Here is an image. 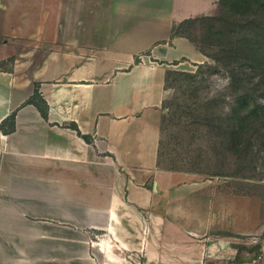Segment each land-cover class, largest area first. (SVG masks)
I'll use <instances>...</instances> for the list:
<instances>
[{
  "label": "crops",
  "instance_id": "1",
  "mask_svg": "<svg viewBox=\"0 0 264 264\" xmlns=\"http://www.w3.org/2000/svg\"><path fill=\"white\" fill-rule=\"evenodd\" d=\"M217 2L0 0V264H222L260 233L253 196L161 155L166 79L205 58L172 27Z\"/></svg>",
  "mask_w": 264,
  "mask_h": 264
},
{
  "label": "rangeland",
  "instance_id": "2",
  "mask_svg": "<svg viewBox=\"0 0 264 264\" xmlns=\"http://www.w3.org/2000/svg\"><path fill=\"white\" fill-rule=\"evenodd\" d=\"M262 7L264 0H218L212 14L181 27L205 58L181 65L166 79L160 149L165 165L253 196L264 219V82L255 61L245 60L240 38L249 36L255 21L264 23ZM18 27L5 26V36L17 33ZM29 27L21 26L25 31ZM235 39L240 45L229 47ZM256 53L264 49L257 47ZM223 55L230 56L226 64L217 59ZM12 61L13 56L0 61V68ZM229 240L233 248L222 264H264V223L260 233Z\"/></svg>",
  "mask_w": 264,
  "mask_h": 264
},
{
  "label": "trees",
  "instance_id": "3",
  "mask_svg": "<svg viewBox=\"0 0 264 264\" xmlns=\"http://www.w3.org/2000/svg\"><path fill=\"white\" fill-rule=\"evenodd\" d=\"M262 10H264V7H262ZM205 15H203L204 17ZM196 18V17H194ZM194 18H188L180 22L179 24H174L172 27V34H180L185 35L181 33V27L188 21H192ZM186 36V35H185ZM188 37V36H187ZM241 42H244V46L246 47V54L244 55L245 60L249 61H255L256 64H254V67L256 69V74L259 76V80L264 82V53L257 54L256 49L257 47L264 49V23L262 21H255L252 23L251 30L249 31V36H242ZM240 45V39H235L228 45L229 47L238 46ZM230 56L223 55L218 59V61H222L225 64L228 63V59ZM231 78L232 80L235 79V74L231 70Z\"/></svg>",
  "mask_w": 264,
  "mask_h": 264
}]
</instances>
